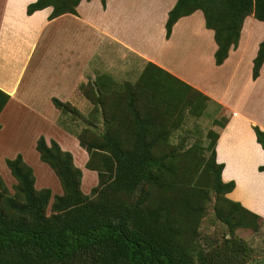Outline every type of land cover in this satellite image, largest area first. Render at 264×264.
<instances>
[{"label": "trees", "instance_id": "obj_1", "mask_svg": "<svg viewBox=\"0 0 264 264\" xmlns=\"http://www.w3.org/2000/svg\"><path fill=\"white\" fill-rule=\"evenodd\" d=\"M78 2L34 0L26 4L25 13L50 6L51 18L75 13ZM100 2L104 6V0ZM196 9L202 13L204 26L213 32L216 65L236 46L246 15L251 13L264 21V0H175L164 22L165 38L178 17ZM263 60L264 36L252 58V79L258 75ZM158 78L165 82L173 79L183 90L206 99L149 62L134 83L116 86L109 76L98 75L90 82L95 85L94 91L87 82L79 85L83 96L95 105L91 111H99L103 124L96 134L84 127L75 135L87 154L84 167L96 172V184L88 194L80 189L81 170L73 164L71 154L52 139L46 142L39 135L34 149L38 159L56 176L59 194L51 196L47 187L34 188L32 169L20 154L4 159L15 183L9 193L0 178V264L211 263L210 256L204 258L193 245L210 190L214 195L213 216L227 234L232 235L236 228L257 229L261 217L225 196L234 184L220 179L222 165L214 159L215 131L205 134L208 141L201 148L202 153L207 152L205 157L202 153L179 155L169 142L168 134L177 122L169 119L175 105L164 96L180 95L182 90L173 86L167 90ZM158 85L168 93L155 95L156 89L147 91ZM158 98L165 102L159 104ZM7 99L8 95L0 90V110ZM183 101L193 102L185 97ZM51 103L59 113H76L67 101L51 97ZM106 108L110 111L105 112ZM251 129L264 151V132L256 125ZM197 163L200 170L192 180L191 166ZM257 170L264 171V164ZM47 206L49 212L45 213ZM222 251V264H236L245 255L235 239L228 238Z\"/></svg>", "mask_w": 264, "mask_h": 264}, {"label": "crops", "instance_id": "obj_2", "mask_svg": "<svg viewBox=\"0 0 264 264\" xmlns=\"http://www.w3.org/2000/svg\"><path fill=\"white\" fill-rule=\"evenodd\" d=\"M32 1L0 0V90L8 95L0 110V157L20 154L30 167L40 164L34 149L39 135L66 150L65 140L75 136L58 124L51 97L70 102L95 72L110 75L114 68L130 71L149 62L224 113L213 148L220 179L234 184L225 195L264 218V171L257 170L264 151L251 129L264 132V60L251 78L264 21L246 15L236 46L216 65L213 32L200 10L178 17L165 38L175 0H104V6L79 0L75 13L51 18L50 6L26 14ZM78 146L83 164L86 152Z\"/></svg>", "mask_w": 264, "mask_h": 264}, {"label": "rangeland", "instance_id": "obj_3", "mask_svg": "<svg viewBox=\"0 0 264 264\" xmlns=\"http://www.w3.org/2000/svg\"><path fill=\"white\" fill-rule=\"evenodd\" d=\"M142 67L133 66L130 71H127L128 68H114L110 74L111 76L106 72H95L96 74L91 76L86 82L87 84H90V82L95 81V77L98 75H109L111 81H113L116 86H120L122 82L134 83L138 80ZM157 75L161 77L160 74ZM158 80L163 81L162 78H158ZM104 84L107 85L108 83ZM163 84L167 90L168 87L171 88L172 86L176 88V90H182L180 95H165L168 92L162 86L158 85V87H148L147 89L149 92H153L156 89L154 92L155 95L156 92L165 93L164 99L170 104L172 103L175 105L171 113H169V119H175L177 126L172 128L169 132V142L173 144L174 149L178 151L179 155L185 154V156L188 157L190 153H195L196 156H200V153H202V146H204L208 141L205 137L206 132L208 130L215 131L218 128L224 118V113L217 114V108L213 103L207 102L200 96L197 97V95L190 90H183L177 85V83H175V81H173V79H170L169 82L163 81ZM89 86L92 87L93 91L95 90V85H92L91 83ZM89 86L87 85L86 88H89ZM103 90L106 91V89ZM145 93V91L144 93L142 92L143 95H145ZM99 96L101 95L99 94ZM183 97L193 102H184ZM158 99L160 101V98ZM164 99L162 98L159 104L165 102ZM70 102V105L75 109L76 113H59L58 124L63 129L75 136L84 127L88 128V132L93 133L98 132L103 128L102 116L99 114L98 110L97 113L91 111L92 108H95V105L83 96L80 87H78V91L75 92V95L71 98ZM104 103H107V101L104 100ZM109 111L110 110L106 108L105 112ZM89 123L92 125L90 126ZM73 138L75 139V137ZM73 138L70 140L66 138L67 140H65L64 145L67 146L66 150L74 155L75 166L78 165L82 171L80 189L84 194H88L89 189L96 184V172L86 169L84 167V163L81 164V156L77 149L78 145L74 142L75 140ZM78 147L80 148V146ZM206 153L207 152L202 153L204 154V157L206 156ZM5 158L4 156L0 157V178L8 192L12 193V185L15 183V180L5 166ZM183 161L184 160H181V163H183ZM38 162H40V164H32L31 167L34 177V188L39 189L41 187H47L50 190L51 196L53 194H59L60 186L56 176L47 164L41 162L40 160ZM199 170L200 164L197 163L191 166L192 180L198 176ZM182 177L186 178L187 174L183 172ZM213 200L214 195L210 190L208 192V201L205 203L204 215L198 223L197 232L193 239L195 250L197 252H201L204 258H208L210 256L211 263H208L205 260L206 264H222L224 257L222 249L224 248L228 238L230 241L232 239L239 241L240 245L243 246V249L245 250V255L240 256V258L237 259L236 264H264V218L260 216L261 221L259 222L256 230L251 228H236L233 230L232 235H229L226 233L224 225L218 222L213 216ZM263 200L264 199H262V201ZM48 212L49 207L47 206L45 213Z\"/></svg>", "mask_w": 264, "mask_h": 264}]
</instances>
